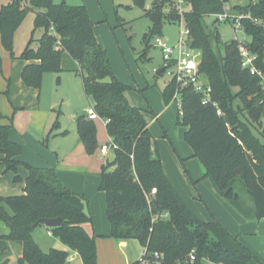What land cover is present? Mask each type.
Segmentation results:
<instances>
[{"label":"trees","instance_id":"trees-1","mask_svg":"<svg viewBox=\"0 0 264 264\" xmlns=\"http://www.w3.org/2000/svg\"><path fill=\"white\" fill-rule=\"evenodd\" d=\"M145 1L132 0L152 22L147 38L160 36L167 22L179 23L183 18L191 47L201 52L200 71L213 88L209 105H203L202 97L192 88L180 91L183 115L178 110L177 123L187 129L186 142L224 199L235 203L243 216L264 219V132L258 135L253 131V124L264 120V78L243 68L239 41L227 44L220 57L211 41L214 32L205 23L206 17L223 13L229 0H181L190 7L182 13L171 0H156L151 9H146ZM231 10L261 21L243 20V32L251 37L245 44L257 56L255 67L264 76V0ZM30 12L35 13L33 33L40 30L42 34L37 41L31 37L23 52L15 55V32ZM0 43L13 59L29 62L21 73L29 88L39 89L45 72H60L65 53L77 62L84 91L94 102L98 117L107 122L108 135L117 146L113 161L103 166L98 187L106 194L111 238L139 241L148 254L158 252L162 264H252L258 259L219 220H201L168 179L147 112L129 102V88L113 74L86 6L55 0H10L0 7ZM176 91V82L170 81L163 92L166 104ZM2 94L0 91V97ZM9 121L10 125L0 124L1 163L6 171L16 174V180L20 179V167H25L28 175L21 195L0 197V223L8 226V232L0 234V264H6L2 258L9 256L11 243L22 248L15 264H68L71 252L77 253L83 264H98V236L91 230L89 200L66 187L55 168H36L20 160L23 147L10 139L12 118ZM76 125L87 153H95V120L82 114ZM237 179L254 203L251 213L236 190ZM154 188L157 194L151 196ZM56 218L62 219L57 227L42 221ZM39 226H46L69 250L45 252L33 237Z\"/></svg>","mask_w":264,"mask_h":264},{"label":"rangeland","instance_id":"rangeland-1","mask_svg":"<svg viewBox=\"0 0 264 264\" xmlns=\"http://www.w3.org/2000/svg\"><path fill=\"white\" fill-rule=\"evenodd\" d=\"M9 1L0 0V7ZM55 1L57 3L65 1L71 6H86L96 40L106 50L113 74L129 88L130 103L135 107L154 111V115L149 113L147 116L166 176L201 220L208 222L217 219L230 233L238 236L240 230L237 217L240 215L237 206L224 199L216 190L211 178L205 176L204 167L184 138L185 127L177 123L178 104L171 101L173 103L168 104L170 107L166 108L163 92L171 81V75L168 72L162 76L157 75L165 65L158 40L165 39L171 45L178 44L184 28L183 18L178 21L179 23L167 22L161 35L150 39L147 38V34L152 22L144 16V10L135 6L132 0ZM155 1L146 0V9H151ZM171 1L175 3L174 8L180 13L190 9L187 4L181 3V0ZM252 1L254 0H230L228 5L240 3L245 7ZM34 19L35 13L30 12L15 32L13 44L15 55L23 52L31 37L36 41L40 38L42 34L40 30L33 33ZM214 21L212 16L205 18L208 30L214 32L211 41L220 57L224 55L225 46L232 41H251V37L244 32L235 30L231 22L214 25ZM216 37L219 38V43L216 42ZM17 60L13 59L0 43V91L5 92L9 85L8 78L3 77L4 74L11 73L12 77L10 92L0 97V111L11 116L13 114L12 124L16 134L26 143L30 157L34 158L33 154L38 153V146H41L43 162L47 156L56 159L58 155L59 162L63 164L68 154H71L74 157L73 164L78 166L79 171L90 165L92 171L94 169L96 171L93 173L100 175L107 162L105 155L100 156L99 151L88 154L84 149L88 155L95 157L83 159V155L74 153L76 146L81 144L74 117L76 114H83L93 103L84 91L81 76L76 72V61L65 53L61 71L45 72L40 88L36 89L26 87L21 77L17 76L15 69ZM94 120L98 148L101 149L103 145L110 143V137L105 121L102 118ZM253 127V131L260 135L264 132V120L261 124H253ZM108 156V163H111L114 155L111 153ZM17 175L20 176L18 180L15 179V173L6 171V167L0 163V197L21 195L24 192L28 171L25 167H20ZM235 187L242 204L246 206L248 213H251L255 208L254 203L247 194L243 182L237 179ZM84 191L93 192L94 195L87 196L91 202L97 200L99 202V198L103 196L106 201L105 194L98 188L88 184ZM262 224L259 233L250 234L243 230L242 236H238L257 256L258 259L252 264H264V223ZM5 233L7 230L4 223H0V234ZM33 237L45 252L51 249L69 250L58 238L48 234L46 226H39ZM10 246V254L5 255L2 262L15 264L22 248L18 243H11ZM69 264L83 263L77 257L76 261Z\"/></svg>","mask_w":264,"mask_h":264},{"label":"crops","instance_id":"crops-1","mask_svg":"<svg viewBox=\"0 0 264 264\" xmlns=\"http://www.w3.org/2000/svg\"><path fill=\"white\" fill-rule=\"evenodd\" d=\"M229 2H230V0H229ZM228 4H227V7L231 8V9L234 6H242V4H240V3H236L233 5H228ZM17 61L18 62L16 64L15 69L17 71V76L21 77V73H22L23 68L27 64H29V62L22 61L19 59ZM77 69H78V64L76 67V71H77ZM7 73L8 72H6V75L3 73L4 74L3 77H5L6 79L8 78V82L9 81L11 82V80H12L11 73L10 74H7ZM5 82H6V80H5ZM10 87H7L6 91H8V93L10 92ZM5 92L3 91L2 95H4ZM126 95H127V98L130 102L128 92ZM172 103L173 102H171L169 104H172ZM166 106H167L166 108L170 107V105H168V104H166ZM91 108H94V102L92 103ZM144 111L147 112L146 118L148 121L149 119H148L147 115H149V113L150 114L153 113V115H154V111L153 110H151V111L150 110H144ZM83 114L87 115V111H84ZM79 115H82V114H76L75 115V117H74L75 121ZM0 116L2 117V118L0 117V124L1 125H10L9 119L13 118V114L11 116L10 114H6V113L0 111ZM105 123H106V121H105ZM148 125H149V129L151 131L149 121H148ZM186 130L187 129L185 128V132H186ZM185 132H184V134H185ZM151 133H152V131H151ZM10 139L13 142H16V143L22 145V147H23V154L21 155L20 160H22V161H24V162H26V163H28V164L32 165L33 167H36V168H55L57 173H58L59 178L61 179L62 183L66 187H68L69 189H73L74 192H77V193L83 195L84 197H86L89 200V211L93 217V225L91 226V230L93 231V233H95L98 236V238L96 240L98 264H139L141 259L144 257L145 250H146V248H144L140 244L139 241H137V240H116V239H113L110 237L111 225L107 219V214H106L107 198H106L105 192H103V193L105 194L106 201L104 200V196H103L102 198H99V202H98V200H97V202L96 201L91 202L87 196L88 195H91V196L94 195V194H92L93 192L86 193V191H84L88 184L90 186H92L93 188H96V189L99 187L100 175H96L95 173H93V172H96L95 169H94V171H92V167L90 165H88V166H84L82 168V170L79 171L78 166H75V164H73L74 157L71 156V154H68L67 159L65 160V162L63 164H61L59 162L58 155L56 156V159H54L52 157L48 158V156H47V159L43 162V159H41L42 154H43V149L41 148V146H38V150H37L38 153L37 152L34 153L33 154L34 158H31L30 157L31 155L29 154V152L27 150L26 143L22 139H20V137L16 134V131L14 129L13 124H12V129L10 132ZM80 143H81L80 145L76 146L74 153L76 152L78 154L83 155V159L84 158L85 159H94L95 156L88 155L84 150L85 149L84 145L82 144V142H80ZM97 151L100 152V156L105 155L107 157L106 164L109 162L108 161L109 160L108 155L111 153H112V155H114L113 151H109L105 154H104V152H102V150L100 148H98ZM192 152H193V150H192ZM0 157H1V159H0V163H1L2 156H0ZM204 174H205V172H204ZM95 198H94V200H95ZM238 215H240L237 217L238 228L240 230V232L238 233V236H242L243 230H244V232L250 233V234H253V233L256 234V233L260 232L261 226L263 225L262 223H264V219L256 220L254 218H247V217L243 216L241 213H239V211H238ZM4 228H6V230L8 232V226L6 224H4ZM259 228H260V230H259ZM10 248H11V246H10ZM20 256H21V253H20L19 257ZM19 257H18V259H19ZM77 257H79V259H81L77 253L71 252V255L69 257V263L76 261Z\"/></svg>","mask_w":264,"mask_h":264},{"label":"built area","instance_id":"built-area-1","mask_svg":"<svg viewBox=\"0 0 264 264\" xmlns=\"http://www.w3.org/2000/svg\"><path fill=\"white\" fill-rule=\"evenodd\" d=\"M182 3V2H181ZM214 20L218 23L231 22L237 31L243 32V20L250 19L253 22L260 24L261 21L252 18L251 15L232 12L231 8L225 7L224 12L214 15ZM189 30L184 27L181 32V37L176 45H171L167 40L159 39L158 46L162 52L165 65L163 73L168 72L171 75V81H175L177 84V91L174 95L173 102L178 104V110L180 115H183L182 100L180 91L186 88H192L194 93L202 97V104L209 105L212 101L213 88L209 79L200 71L201 64V52L191 47V40L189 38ZM246 42H240V52L242 56L243 68L249 69L252 74H258L262 78L264 76L255 67V61L257 56L251 54L246 47ZM215 106L217 104L213 103ZM218 114L221 115V110H218ZM87 115L91 119L98 118V115L94 108L87 110ZM107 123V122H106ZM117 146L110 139V143L103 145L101 150L104 153L114 151ZM157 194V189L151 190V196ZM150 203V200L148 199ZM51 235V234H50ZM191 260L194 261L195 257L191 255ZM139 264H162L161 255L158 252L148 254L145 250V255L139 262Z\"/></svg>","mask_w":264,"mask_h":264},{"label":"water","instance_id":"water-1","mask_svg":"<svg viewBox=\"0 0 264 264\" xmlns=\"http://www.w3.org/2000/svg\"><path fill=\"white\" fill-rule=\"evenodd\" d=\"M157 75L158 76H162L163 75V68L160 69L158 72H157ZM43 223L48 226V227H57L59 225H61L62 223V219L61 218H56V219H44L42 220Z\"/></svg>","mask_w":264,"mask_h":264}]
</instances>
